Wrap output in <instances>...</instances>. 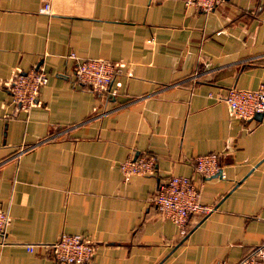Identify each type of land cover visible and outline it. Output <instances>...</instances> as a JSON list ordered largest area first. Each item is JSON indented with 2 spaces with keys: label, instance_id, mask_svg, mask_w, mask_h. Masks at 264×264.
Masks as SVG:
<instances>
[{
  "label": "crops",
  "instance_id": "1",
  "mask_svg": "<svg viewBox=\"0 0 264 264\" xmlns=\"http://www.w3.org/2000/svg\"><path fill=\"white\" fill-rule=\"evenodd\" d=\"M69 52L122 62L117 94L74 82ZM32 66L46 82L26 112L0 85V264H64L44 246L61 232L94 243L81 264H231L261 242L264 116L217 96L264 90V0H0V80ZM209 152L220 172L199 179L192 158ZM139 155L152 171L123 180L118 163ZM175 174L210 206L183 235L152 201Z\"/></svg>",
  "mask_w": 264,
  "mask_h": 264
},
{
  "label": "built area",
  "instance_id": "2",
  "mask_svg": "<svg viewBox=\"0 0 264 264\" xmlns=\"http://www.w3.org/2000/svg\"><path fill=\"white\" fill-rule=\"evenodd\" d=\"M185 5L194 6L202 11L212 9L220 0H182ZM49 4L42 2L40 11L49 14ZM67 57L72 60L70 74L74 82L88 86L100 94L103 99L117 94L119 76L123 63L106 60L99 57H79L69 52ZM192 77H195L194 75ZM46 82L45 71L38 66H32L25 71L14 70L8 77L0 80V85L10 95V99L18 110L27 111L39 103L37 98L40 86ZM231 115L241 119H251L256 113L264 116V90L261 86L253 89L230 86L221 96ZM32 147H19L16 154ZM153 156L139 155L125 158L118 163L122 179L126 180L132 174H147L152 171ZM193 172L199 179L214 175L219 171L217 153L198 154L192 158ZM194 179L187 175L175 174L159 179L152 198L153 205L159 214L170 220L180 235L186 233V223L193 214L204 213L209 205L198 201L199 190ZM9 215L0 209V242H3ZM50 251V258L64 264H81L90 260L94 251V243L80 235L61 232L55 240L44 244ZM31 250L32 244H25ZM231 264H264V228L262 240L251 247Z\"/></svg>",
  "mask_w": 264,
  "mask_h": 264
},
{
  "label": "water",
  "instance_id": "3",
  "mask_svg": "<svg viewBox=\"0 0 264 264\" xmlns=\"http://www.w3.org/2000/svg\"><path fill=\"white\" fill-rule=\"evenodd\" d=\"M254 118H259V117H261V114L260 113H256L254 116H253ZM219 173V172H218ZM217 174V173H216ZM215 175V174H214Z\"/></svg>",
  "mask_w": 264,
  "mask_h": 264
}]
</instances>
